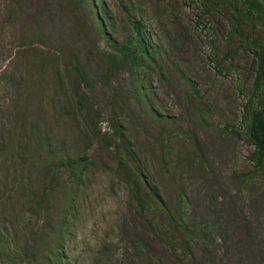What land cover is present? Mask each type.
<instances>
[{
  "label": "rangeland",
  "instance_id": "rangeland-1",
  "mask_svg": "<svg viewBox=\"0 0 264 264\" xmlns=\"http://www.w3.org/2000/svg\"><path fill=\"white\" fill-rule=\"evenodd\" d=\"M85 2L0 0L2 255L14 264H264V174L243 124L264 21L237 0H104L113 39L131 36L126 11L137 6L157 52L136 101L128 72L104 79L111 48ZM75 62L89 85L77 93ZM112 122L163 208L136 211ZM76 159L86 161L81 175L59 166ZM179 204L195 232L185 254L184 232L174 241L158 229Z\"/></svg>",
  "mask_w": 264,
  "mask_h": 264
},
{
  "label": "trees",
  "instance_id": "trees-1",
  "mask_svg": "<svg viewBox=\"0 0 264 264\" xmlns=\"http://www.w3.org/2000/svg\"><path fill=\"white\" fill-rule=\"evenodd\" d=\"M237 1L241 3L246 16L264 21V8L258 0ZM85 4L92 16V22L95 23L96 30L110 44L111 52L105 54V59L103 60V67L106 71L104 79L109 80V77L121 70L128 72L130 91L136 101H142V97H147L145 95V82L143 81L142 75L146 70L157 67V52L153 48L152 37L145 26V18L140 8L131 5L132 7L126 11L127 24L131 29V36L125 42L120 43L113 39L109 32L108 12L104 0H86ZM253 46L255 47L256 68L251 94L255 98V105L251 107V102H249L245 106L243 124L246 137L254 146V151L251 155L254 169L256 173L264 174V46L254 42ZM71 73L77 75L73 78L76 85L74 89L75 93L78 92V89L80 90L81 81L89 88L87 74L78 63L75 62L72 64ZM82 100H84V97H80L79 94L76 95L75 102L77 105H81ZM111 125L113 133L119 141L115 148L116 154L119 157L118 169L124 175L126 187L132 197L136 211L139 215H144L145 213H152L156 208H163L165 205L161 196L151 184H148L147 177L141 172L139 174L136 173V175L132 171V167H130L131 152H128L124 145L125 142L121 125L117 122H112ZM85 162V160L77 159L64 160L63 163L59 162V166L69 168L72 175L73 173H79L81 175L87 167ZM128 172L131 173L127 174ZM131 175L135 178L134 182L130 180ZM182 215L180 204L177 208L172 209V212L166 211L165 220H162L158 224V229H162L163 233L175 237L176 239H173L174 241H178L176 234H174L176 231L179 232L181 230V232H184L182 240L179 243L182 245L183 253L185 254L191 248V242L195 232L183 223ZM135 243L139 242L135 241ZM1 245L0 243V248ZM136 252L138 253V251ZM0 254L1 264H14L12 260H7L2 255V250H0ZM55 254L57 256L55 259L61 260L60 251L56 247ZM137 264L142 263L138 261Z\"/></svg>",
  "mask_w": 264,
  "mask_h": 264
}]
</instances>
